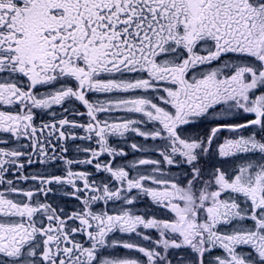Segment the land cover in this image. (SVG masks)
<instances>
[{
	"label": "snow or ice",
	"instance_id": "obj_1",
	"mask_svg": "<svg viewBox=\"0 0 264 264\" xmlns=\"http://www.w3.org/2000/svg\"><path fill=\"white\" fill-rule=\"evenodd\" d=\"M0 264H264V0H0Z\"/></svg>",
	"mask_w": 264,
	"mask_h": 264
}]
</instances>
